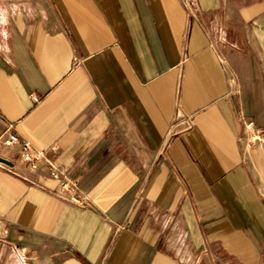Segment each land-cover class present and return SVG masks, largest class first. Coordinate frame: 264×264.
<instances>
[{
	"label": "crops",
	"instance_id": "crops-1",
	"mask_svg": "<svg viewBox=\"0 0 264 264\" xmlns=\"http://www.w3.org/2000/svg\"><path fill=\"white\" fill-rule=\"evenodd\" d=\"M264 0H0V264H264ZM24 248V250H21Z\"/></svg>",
	"mask_w": 264,
	"mask_h": 264
},
{
	"label": "built area",
	"instance_id": "built-area-1",
	"mask_svg": "<svg viewBox=\"0 0 264 264\" xmlns=\"http://www.w3.org/2000/svg\"><path fill=\"white\" fill-rule=\"evenodd\" d=\"M248 132V141L250 143L255 142H263L264 143V129L256 128L253 123H249L247 125ZM21 144L22 150L21 155L25 161L31 163L32 168H37L41 165H49L52 169L53 177L61 180V183L64 188L69 187V181L66 174L54 166V164L50 161L47 156V152L45 149L36 148L31 145V143L27 140L21 139V137L15 133L10 131H6L0 136V150L3 147L9 148L13 145ZM24 250V248H21Z\"/></svg>",
	"mask_w": 264,
	"mask_h": 264
},
{
	"label": "water",
	"instance_id": "water-1",
	"mask_svg": "<svg viewBox=\"0 0 264 264\" xmlns=\"http://www.w3.org/2000/svg\"><path fill=\"white\" fill-rule=\"evenodd\" d=\"M0 161L5 162V163H9L10 161L2 156H0Z\"/></svg>",
	"mask_w": 264,
	"mask_h": 264
}]
</instances>
